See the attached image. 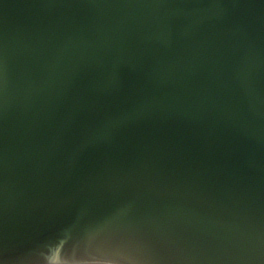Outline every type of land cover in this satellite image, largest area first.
Listing matches in <instances>:
<instances>
[{
	"label": "water",
	"instance_id": "95a60500",
	"mask_svg": "<svg viewBox=\"0 0 264 264\" xmlns=\"http://www.w3.org/2000/svg\"><path fill=\"white\" fill-rule=\"evenodd\" d=\"M0 264H264V0H0Z\"/></svg>",
	"mask_w": 264,
	"mask_h": 264
}]
</instances>
